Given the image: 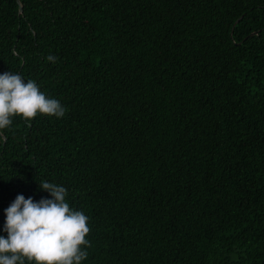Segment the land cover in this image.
I'll return each instance as SVG.
<instances>
[{"label": "trees", "instance_id": "trees-1", "mask_svg": "<svg viewBox=\"0 0 264 264\" xmlns=\"http://www.w3.org/2000/svg\"><path fill=\"white\" fill-rule=\"evenodd\" d=\"M11 71L66 113L0 130V236L52 182L81 264H264V0H0Z\"/></svg>", "mask_w": 264, "mask_h": 264}, {"label": "clouds", "instance_id": "clouds-1", "mask_svg": "<svg viewBox=\"0 0 264 264\" xmlns=\"http://www.w3.org/2000/svg\"><path fill=\"white\" fill-rule=\"evenodd\" d=\"M46 59L55 63L57 57ZM65 113L61 102L47 96L35 81L12 71L0 74V130L8 129L14 117L62 118ZM39 186L51 199L34 202L21 194L5 210L7 237L0 236V264H81L91 246L89 217L70 207L64 186L52 182Z\"/></svg>", "mask_w": 264, "mask_h": 264}]
</instances>
